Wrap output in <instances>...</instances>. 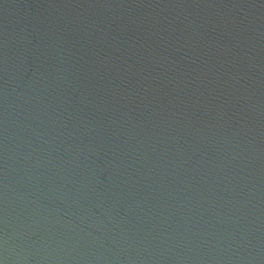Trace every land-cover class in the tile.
<instances>
[{
    "label": "water",
    "instance_id": "95a60500",
    "mask_svg": "<svg viewBox=\"0 0 264 264\" xmlns=\"http://www.w3.org/2000/svg\"><path fill=\"white\" fill-rule=\"evenodd\" d=\"M0 264H264V0H0Z\"/></svg>",
    "mask_w": 264,
    "mask_h": 264
}]
</instances>
